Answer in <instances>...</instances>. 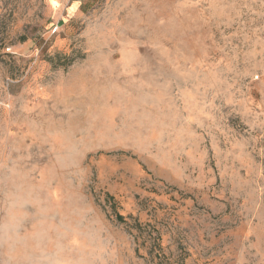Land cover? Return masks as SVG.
I'll list each match as a JSON object with an SVG mask.
<instances>
[{"label":"rangeland","instance_id":"rangeland-1","mask_svg":"<svg viewBox=\"0 0 264 264\" xmlns=\"http://www.w3.org/2000/svg\"><path fill=\"white\" fill-rule=\"evenodd\" d=\"M0 264H264V0H0Z\"/></svg>","mask_w":264,"mask_h":264},{"label":"trees","instance_id":"trees-1","mask_svg":"<svg viewBox=\"0 0 264 264\" xmlns=\"http://www.w3.org/2000/svg\"><path fill=\"white\" fill-rule=\"evenodd\" d=\"M116 219H117L118 221H121V220H122V217H121L120 215H116Z\"/></svg>","mask_w":264,"mask_h":264}]
</instances>
